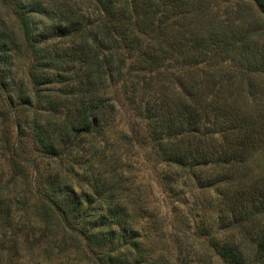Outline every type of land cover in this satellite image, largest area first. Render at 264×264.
Returning a JSON list of instances; mask_svg holds the SVG:
<instances>
[{"label":"trees","instance_id":"trees-1","mask_svg":"<svg viewBox=\"0 0 264 264\" xmlns=\"http://www.w3.org/2000/svg\"><path fill=\"white\" fill-rule=\"evenodd\" d=\"M196 247L264 264V0H0V264H206Z\"/></svg>","mask_w":264,"mask_h":264},{"label":"rangeland","instance_id":"rangeland-1","mask_svg":"<svg viewBox=\"0 0 264 264\" xmlns=\"http://www.w3.org/2000/svg\"><path fill=\"white\" fill-rule=\"evenodd\" d=\"M81 6L86 14L93 15L91 14V10L89 9L85 1H81ZM18 64V77L27 82L26 71L29 63H27L24 58H20L18 60ZM122 153H124V159L127 158L130 162V165H132L131 167H133V170L131 169L132 171L130 177L131 180L135 183L136 189H139L140 193L144 195V202L148 205H151L152 207H157L160 210V214L166 215L168 209H170L168 207L169 199L167 195L162 192L161 188L158 187L156 178L154 177L155 173H153L152 170L149 169V164L144 161L147 155L140 151L138 148H134L131 150L123 149ZM158 247L159 249H162L161 245H159ZM166 249L169 250L170 247ZM199 249V247H196L195 250ZM199 251L202 253L204 263L212 264L210 256L207 255L202 249H200ZM169 252L171 251L169 250Z\"/></svg>","mask_w":264,"mask_h":264}]
</instances>
